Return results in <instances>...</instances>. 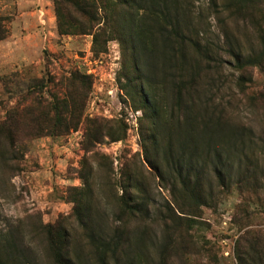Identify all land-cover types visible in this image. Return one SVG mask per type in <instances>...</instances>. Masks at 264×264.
Masks as SVG:
<instances>
[{
	"label": "rangeland",
	"instance_id": "1",
	"mask_svg": "<svg viewBox=\"0 0 264 264\" xmlns=\"http://www.w3.org/2000/svg\"><path fill=\"white\" fill-rule=\"evenodd\" d=\"M189 1L206 19L214 44L223 45L226 37H236L237 29L243 27L241 19L222 10L227 0ZM0 17L6 18L7 32L0 41V123L11 109L25 108L32 101L36 81L52 78L58 82L72 73L84 74L90 80L76 130L35 138L26 135L28 128H20L22 134L13 143L0 137V235L18 231L25 245L35 251L36 264H53L46 240L37 229L58 220L75 225L69 219V195L72 189H83L85 172L91 174L94 198L106 205L108 215L113 211L114 197L122 195L123 182L138 174L143 193L151 200V218L158 215L157 208L164 216L169 214L174 264H244L251 255L264 256L263 70L235 71L233 61L222 53L225 87L213 99L230 133L226 151L232 165L231 180L220 185L210 172L206 179L209 201L197 206L182 199L181 214L172 197L174 181L166 172L159 180L144 161L143 135L150 122L122 88L120 80L127 62L119 43L110 41L94 54L92 36H59L52 0H0ZM87 122L100 125L93 126L101 127L102 134L124 133L116 142L107 135L99 143L92 139L87 150ZM162 224L152 225L158 243L165 240ZM104 226L107 232L116 227L112 219ZM75 231L82 237L80 229ZM76 235L72 231L74 238ZM82 242L86 260L90 247L85 238Z\"/></svg>",
	"mask_w": 264,
	"mask_h": 264
},
{
	"label": "trees",
	"instance_id": "2",
	"mask_svg": "<svg viewBox=\"0 0 264 264\" xmlns=\"http://www.w3.org/2000/svg\"><path fill=\"white\" fill-rule=\"evenodd\" d=\"M52 3L59 36H92L94 54L100 53L110 41L119 43L127 62L120 80L122 88L150 122L143 135L145 163L159 180H163L166 172L174 181L176 190H172V197L179 213L182 214L179 206L182 199L197 206L206 205L211 196L207 175L214 174L223 186L227 179L231 180L232 165L226 151L230 133L213 99L225 87L221 55L230 57L235 71L252 67L264 71V0H227L222 4L223 11L243 23L237 36L226 37L223 45L211 41L206 19L189 0H52ZM5 23L6 18L0 17V41L7 36ZM89 85V76L79 73L58 82L52 78L36 81L32 86L36 95L25 108L15 107L8 112L5 122L0 123V137L5 143H13L22 134L20 128H28L26 135L35 138L63 136L76 130L84 113ZM261 95L264 104V92ZM177 114L181 118L177 119ZM90 122L86 125L87 150L92 139L99 143L107 135L116 142L124 133L102 134L101 127ZM90 180L91 174L85 172L83 189H72L69 195L72 201L69 219L75 225L58 220L37 229L46 240L53 264H174L169 214L164 216L157 208L158 215L151 218V200L143 193L139 175L136 178L129 175L123 182L122 195L114 197L110 215L106 213V205L94 198ZM108 219L116 225L111 232L104 226ZM161 221L165 240L158 243L152 235V225ZM75 228L81 230V239ZM72 231L77 237L72 236ZM83 238L90 247L86 260L81 246ZM0 264H36V253L25 245L18 231L12 230L0 235ZM244 264H264V256L251 255Z\"/></svg>",
	"mask_w": 264,
	"mask_h": 264
}]
</instances>
